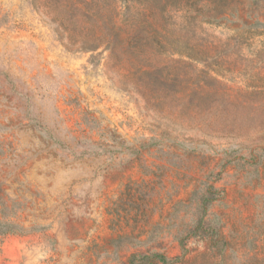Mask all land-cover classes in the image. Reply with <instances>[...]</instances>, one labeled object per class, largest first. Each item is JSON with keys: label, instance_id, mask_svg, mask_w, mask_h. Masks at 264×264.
Segmentation results:
<instances>
[{"label": "rangeland", "instance_id": "obj_1", "mask_svg": "<svg viewBox=\"0 0 264 264\" xmlns=\"http://www.w3.org/2000/svg\"><path fill=\"white\" fill-rule=\"evenodd\" d=\"M0 221V264H264V0H0Z\"/></svg>", "mask_w": 264, "mask_h": 264}, {"label": "trees", "instance_id": "obj_2", "mask_svg": "<svg viewBox=\"0 0 264 264\" xmlns=\"http://www.w3.org/2000/svg\"><path fill=\"white\" fill-rule=\"evenodd\" d=\"M67 7L71 10L74 9L75 11H77V6L74 4H69L67 5ZM114 10H117V7H114ZM117 29H115L114 27H112L109 32L105 35V38L108 37V43L111 44L113 43L114 39H112L113 37H115ZM103 39L102 37H94L92 43L89 45V47H86V50L88 51H92L95 52L97 51L100 46L103 44V42H105L106 39ZM104 40V41H102ZM212 189V188H211ZM204 199V197H203ZM203 210V207H202ZM204 216L205 213L204 211L202 212V216L200 215L199 219H198V223H206V221L204 220ZM17 228H22L19 227V225H16L13 222L10 221H0V234H10V233H14L16 232V230H18ZM203 230V229H202ZM203 234H207V232L204 230L203 232H201V235ZM208 235V234H207ZM156 259L159 260L163 263L166 262V259L160 255H155L154 257H146V256H142V257H137V256H133L130 263L129 264H149V262L152 259ZM166 264V263H165Z\"/></svg>", "mask_w": 264, "mask_h": 264}]
</instances>
